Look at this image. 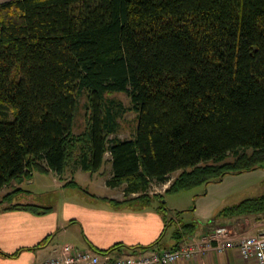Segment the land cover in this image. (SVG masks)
Returning a JSON list of instances; mask_svg holds the SVG:
<instances>
[{"label":"trees","instance_id":"1","mask_svg":"<svg viewBox=\"0 0 264 264\" xmlns=\"http://www.w3.org/2000/svg\"><path fill=\"white\" fill-rule=\"evenodd\" d=\"M116 92L132 106L108 97ZM83 96L86 124L75 133ZM129 110L134 135L111 138ZM107 153V184L145 204L175 172L166 192L264 168V0L0 3V191L34 168L95 173ZM259 213L264 193L217 217ZM197 226L174 231L178 246Z\"/></svg>","mask_w":264,"mask_h":264},{"label":"crops","instance_id":"2","mask_svg":"<svg viewBox=\"0 0 264 264\" xmlns=\"http://www.w3.org/2000/svg\"><path fill=\"white\" fill-rule=\"evenodd\" d=\"M6 1L9 0H0V3ZM109 158L106 155L105 163H109L111 171L112 165ZM97 173L92 174L80 169L69 177L55 173L60 178L57 181L59 184L73 179L77 186H81V182L77 181L76 177L82 174L83 177L92 179L97 185L105 186L106 193H94L96 197L94 199L69 198L63 191L60 200L46 206L51 208L46 213L14 208L10 204L0 205V264H42L53 255L55 248L66 243L73 244L80 250H91L98 254H103L98 252L100 250L104 251L120 245L109 252L113 257L144 255L154 249L164 250L178 246L173 235L184 222L180 217L179 219L169 217L159 207L158 199L154 198L157 195L164 196L173 179L164 183V191L152 195V202L145 204L137 201L136 204L131 203L134 200L120 197L117 193L119 187L109 186L106 182L108 178L105 179V185L102 182L98 183L95 176ZM26 180L28 178H25L21 184ZM23 204H38V202L28 200ZM202 205L196 211V216L200 219L192 221L197 222V229L189 236L183 237L180 245L199 239L219 224L228 225L234 231L247 234L264 230L263 213L217 217V213L221 210L218 209V200L206 199ZM172 223L176 226L169 232ZM173 264L261 263L243 259L239 250L234 248L223 253L212 251L203 256Z\"/></svg>","mask_w":264,"mask_h":264},{"label":"rangeland","instance_id":"3","mask_svg":"<svg viewBox=\"0 0 264 264\" xmlns=\"http://www.w3.org/2000/svg\"><path fill=\"white\" fill-rule=\"evenodd\" d=\"M108 97L121 101L125 107L132 106L131 98L127 93L116 92L108 95ZM86 102L87 97L83 96L80 99L76 120L74 122L73 130L75 133H80L85 128L87 111L85 107ZM137 120L136 111L129 110L124 112L123 115L119 117L120 126L118 131L111 134L110 137H119L121 139L132 137L138 124ZM106 155L107 157H110L109 153ZM104 165L95 175L98 183L102 182L103 185H105V179L112 175L109 163L107 162ZM76 171L67 169V171L61 176L65 174L69 177ZM177 174L178 172L173 173L171 178H175ZM56 175L57 174L52 171H41L34 168L33 172L27 177L28 180L24 181L22 184L21 182L13 181L10 185L1 190L0 205H9L28 202V200H35V203L38 202L39 206H49L53 205L58 199L60 200V198H62L61 195L63 194V191L67 193L69 198L75 197L76 199L82 197L94 199L96 198L94 193H106V190H104L105 186L100 185V188L96 182L87 176L83 177L82 174H79L76 177V180L81 182V186L69 185L67 183L59 184L57 181L60 180V178ZM164 187V183H154L149 189L148 195L152 197V195H155L156 192L159 194L164 191ZM123 190L124 187L119 186L117 193L124 199L136 198L139 195L138 193H135L126 197ZM10 192H13L11 196L6 199V201H1L3 196ZM263 192L264 168H257L238 174H226L220 181L201 183L189 190L180 192H165L162 202L165 204V211L169 217H174L176 219H179L180 217L182 222L187 223L200 219V217L196 216V211L203 206V201L206 199H210V201L218 200V209L220 210L227 205L238 203L248 197L258 196ZM131 203L137 204V201L134 200L131 201ZM179 211L182 212L178 214ZM170 226L169 232L175 229L176 224L172 223Z\"/></svg>","mask_w":264,"mask_h":264},{"label":"built area","instance_id":"4","mask_svg":"<svg viewBox=\"0 0 264 264\" xmlns=\"http://www.w3.org/2000/svg\"><path fill=\"white\" fill-rule=\"evenodd\" d=\"M234 248L239 250L243 259L264 264V230L247 234L219 224L199 239L170 249H154L148 254L138 256L113 257L110 253L98 254L91 250H80L75 245L66 243L55 248L53 255L42 264H173L212 251L223 253Z\"/></svg>","mask_w":264,"mask_h":264}]
</instances>
